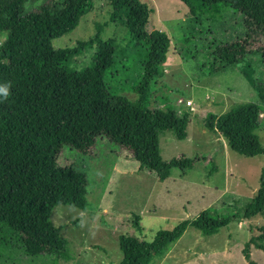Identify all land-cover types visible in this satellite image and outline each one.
Instances as JSON below:
<instances>
[{
    "label": "trees",
    "instance_id": "obj_1",
    "mask_svg": "<svg viewBox=\"0 0 264 264\" xmlns=\"http://www.w3.org/2000/svg\"><path fill=\"white\" fill-rule=\"evenodd\" d=\"M178 1L191 17L209 22L226 11L239 14L246 28L243 38L214 48L201 68L202 76L239 65L251 50L264 62V0ZM106 3L107 22L95 24L89 40L54 50L50 41L72 31L91 10L92 0H0V32H7L0 44V89L7 92V96L0 93V264L14 253L40 257L48 264L72 260L67 241L49 216L56 205L83 211L87 181L71 162L58 166L61 151L95 157L105 150L135 161L159 182L168 178L171 168L184 173L197 162L183 157L164 162L158 152V131H172L175 139L182 140L190 115L149 106L169 47L167 35L151 25L152 6L141 0ZM109 23L122 24L127 44L137 50L130 74L125 51L113 40L101 39ZM255 40L260 45L253 48ZM92 43L97 50L89 65L71 69V59ZM126 92L135 100L129 101ZM263 112L261 105L245 103L201 120L202 127L216 132L231 151L263 158L258 187L241 213L214 218L203 210L171 229L156 231L150 242L120 236L118 264H148L153 256L166 253L188 228L208 237L234 219L264 211V147L255 134ZM138 220L133 216L132 225L139 231ZM258 230L264 232V226ZM254 246L264 253V246ZM249 247V242L243 244L241 256L246 264H255Z\"/></svg>",
    "mask_w": 264,
    "mask_h": 264
},
{
    "label": "rangeland",
    "instance_id": "obj_2",
    "mask_svg": "<svg viewBox=\"0 0 264 264\" xmlns=\"http://www.w3.org/2000/svg\"><path fill=\"white\" fill-rule=\"evenodd\" d=\"M153 8L150 22L164 32L169 47L159 79L150 100L151 109L170 108L177 113L189 112L186 136L175 139L172 131L157 134L158 152L164 162L186 158L197 160L181 173L171 168L169 176L159 182L153 173L139 169L138 164L124 157L106 153L85 156L61 151L58 166L71 162L76 171L86 177L85 208L83 211L56 205L49 216L59 236L67 241L72 260L60 264H118L120 236L150 242L158 230H168L181 220H191L201 211L209 210L211 217L225 213H241L258 187L263 158L244 157L227 146L214 131L202 127L206 114L219 116L245 103L264 108V62L249 52L237 66L202 76L201 68L208 63L209 54L224 42L244 37L241 16L226 11L223 17L209 22L191 17L178 0H141ZM30 4L24 5L29 10ZM106 0H92V8L79 19L77 26L60 38L50 41L56 49L71 48L86 42L95 32V24L107 22ZM7 32H0V44ZM102 41L113 40L125 51L127 74L133 72L137 50L127 44L126 29L107 24ZM260 42L255 40L254 47ZM97 50L96 44L86 46L69 62L74 70L86 68ZM129 101L131 93L123 94ZM189 100L191 110L177 107L176 100ZM261 127L255 131L264 147V112ZM96 151V149H95ZM138 216L139 231L132 225ZM264 226V211L250 219H234L216 234L202 237L188 228L180 239L162 256H153L148 264H246L241 256L243 244L264 246V236L258 227ZM251 260L264 264V253H254ZM3 264H48L43 258H29L14 253Z\"/></svg>",
    "mask_w": 264,
    "mask_h": 264
},
{
    "label": "built area",
    "instance_id": "obj_3",
    "mask_svg": "<svg viewBox=\"0 0 264 264\" xmlns=\"http://www.w3.org/2000/svg\"><path fill=\"white\" fill-rule=\"evenodd\" d=\"M176 105L177 107H183L191 110V102L189 100H182V99H177L176 100Z\"/></svg>",
    "mask_w": 264,
    "mask_h": 264
},
{
    "label": "crops",
    "instance_id": "obj_4",
    "mask_svg": "<svg viewBox=\"0 0 264 264\" xmlns=\"http://www.w3.org/2000/svg\"><path fill=\"white\" fill-rule=\"evenodd\" d=\"M257 216H259V215H257ZM254 217H256V216H254ZM247 219H250V218H247ZM244 220H246V219H244ZM258 251H260V250L259 249H256V248L254 250L249 249L250 258H252V256L254 255V253H256V252L258 253Z\"/></svg>",
    "mask_w": 264,
    "mask_h": 264
},
{
    "label": "clouds",
    "instance_id": "obj_5",
    "mask_svg": "<svg viewBox=\"0 0 264 264\" xmlns=\"http://www.w3.org/2000/svg\"><path fill=\"white\" fill-rule=\"evenodd\" d=\"M0 93H3L5 96H7V92L5 89H0Z\"/></svg>",
    "mask_w": 264,
    "mask_h": 264
}]
</instances>
